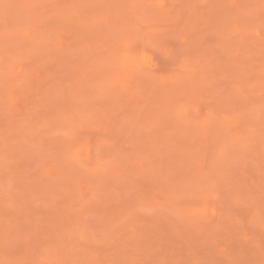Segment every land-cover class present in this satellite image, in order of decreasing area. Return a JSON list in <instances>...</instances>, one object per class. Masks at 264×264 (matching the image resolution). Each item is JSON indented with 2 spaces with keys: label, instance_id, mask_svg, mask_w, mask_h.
Returning a JSON list of instances; mask_svg holds the SVG:
<instances>
[{
  "label": "rangeland",
  "instance_id": "1",
  "mask_svg": "<svg viewBox=\"0 0 264 264\" xmlns=\"http://www.w3.org/2000/svg\"><path fill=\"white\" fill-rule=\"evenodd\" d=\"M0 264H264V0H0Z\"/></svg>",
  "mask_w": 264,
  "mask_h": 264
}]
</instances>
